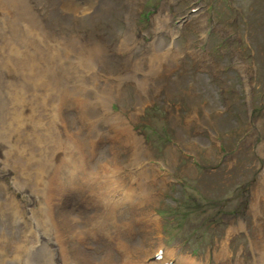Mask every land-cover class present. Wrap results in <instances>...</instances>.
<instances>
[{"label":"rangeland","instance_id":"374dc122","mask_svg":"<svg viewBox=\"0 0 264 264\" xmlns=\"http://www.w3.org/2000/svg\"><path fill=\"white\" fill-rule=\"evenodd\" d=\"M56 1L32 0L47 31L46 45L69 53L70 36L88 47L100 44L107 66L93 71L84 62H65L68 70H79L87 79L96 73L99 81L95 88L83 83L70 99L47 106L55 108V135L74 147L96 179L111 172V165L119 168L126 188L111 202L89 201L91 188L79 180L86 191L77 199L67 178L73 162L59 149L46 173L50 186L36 200L13 184L18 171L10 168L3 175L8 194L22 209L9 218L0 208V228L18 229L33 240L34 250L45 247L51 260L58 253L52 264H94L105 241L120 255L111 264L124 262L127 246L137 262L156 248L157 264H179L181 257L195 264H264V0H100L84 21L59 15ZM14 15L0 3V27L14 20L19 31H28V20ZM126 38L128 61L126 46H118ZM11 53L25 56L20 50ZM36 53L35 47L27 51L30 57ZM107 82L119 86L100 101L84 99ZM102 112L106 119L120 114L119 125L101 123ZM25 143L12 145L19 157L25 150L37 153ZM138 196L142 204L135 208ZM75 204L86 213L109 205L100 212V223L117 209L113 205L115 213L128 208L111 221L127 228L118 238L98 228L75 229L78 223L71 217L65 226L61 215L71 214ZM29 208L42 213L40 224ZM50 219L58 240L50 235ZM159 249L162 255L156 258Z\"/></svg>","mask_w":264,"mask_h":264},{"label":"bare ground","instance_id":"6f19581e","mask_svg":"<svg viewBox=\"0 0 264 264\" xmlns=\"http://www.w3.org/2000/svg\"><path fill=\"white\" fill-rule=\"evenodd\" d=\"M56 2L55 11L59 15H65L67 13L84 21L90 14L91 9L94 8L96 3L99 4L100 0H57ZM0 3L6 8H13L15 18L24 16L28 20L29 27L28 31L21 32L15 27L14 20L4 27H0V208L5 211L6 217L8 216L9 218L13 217L12 214L15 213L13 212L15 209L17 211L22 209L15 198L8 194L7 183L2 179L8 169L11 168L12 170L18 171L17 178H14L12 181L13 184H17L22 189H25L24 191L27 193L29 200H34V197L45 192L50 186L46 179V173L55 166L52 161V156L59 149L64 151V154L71 158L73 162L72 166L67 169V178L73 186L77 199H83L85 197V186H87L91 188L90 198H88L89 201L95 200L105 203L107 199L108 202H111L121 188H126L120 184L121 177H123L120 169H117V167L115 169V166L111 165V172L105 171L100 179H96L92 175V172L88 171L87 167L86 169L82 166L81 159H78L76 153H74V147L67 142H60L58 140L55 135L56 116L53 113V110H55L54 105H52L51 109H47L50 103H56L59 98L60 102L66 98L70 99V94H73L77 89L79 90L80 85L83 83L89 82L88 84L92 88L96 87L95 85L99 81L95 75L96 73H93L87 79L79 70H68L65 62L71 61L72 59L78 62H84L87 66L89 65L93 68L94 71V68H97L99 64H107V55L104 48L100 44H94L88 47L84 41H79L74 36H70L66 38L67 44L71 46L69 53L52 50L45 43L43 36L47 31L38 13L32 10L34 7L32 0H0ZM10 28L14 29L13 33L8 32ZM118 46H126L127 57L125 61H128L131 56L129 50L130 43L127 38L126 42L118 43ZM31 47L37 49L34 57H30L27 54L28 49ZM116 47L117 45L114 48L115 50ZM14 50H20L21 53L25 52L23 59L18 57L19 54L15 56L16 53H11ZM153 56L161 57L157 54H153ZM164 56L162 54L163 58H165ZM115 86L118 87L119 84L114 82L104 83L103 89L98 90V94L95 96L92 93L85 95L84 99L100 101L110 95L112 88ZM47 101H49V104ZM83 107L84 103L79 113ZM106 110L110 109L105 108ZM121 119L118 113H113L112 116L106 119L102 112L98 120L101 123L116 122L119 125V120ZM36 123L41 126L43 124L46 125L45 129H34L33 125ZM95 133L92 139L86 141L88 145L90 141L95 139ZM126 134L127 131L124 132V136ZM21 141H25V145L30 148L29 150H34L32 152L37 153H27L24 149L25 153H22V156L19 157L14 152L12 145L20 144ZM36 158V161L39 162L33 163L32 159ZM33 164L34 166H31ZM148 168L144 169L146 177H148ZM155 168L161 172L156 166ZM22 179L26 180V182H22ZM79 180L85 186H81ZM127 189L131 192L133 191L131 185ZM137 198L138 201H136L135 208L140 203L142 204L140 197L138 196ZM108 207L109 205L106 208L101 206L102 209H94L91 213H86L83 208H79L75 204L71 214L67 211L66 215H61V218L65 226L69 225V218L71 217L73 221L78 223L75 229L84 228V230L86 229L88 231L89 229L98 228V231H101V233L112 232L119 238L120 233H123L127 226L124 222L120 228H117L111 221L125 214L130 209H120L117 211V214L114 211L118 210V206L113 205L117 209L110 212L109 217L107 216L106 220L100 223L101 218H98V216L100 212L107 210ZM29 213L33 221H37L38 224L41 223V212L37 213L30 209ZM49 221L51 223L49 227L52 228L51 231L49 229L50 235L53 238L56 235L58 240L54 220L50 219ZM75 229H72L73 232H76ZM101 233L100 235H102ZM60 237L61 234H59ZM104 239L108 241V239ZM64 242L65 240H61V244L59 243L58 245L60 253L64 250L62 248L65 247ZM34 246L33 240L24 238L22 234L20 235L18 229L2 230L0 228V264H50V262L52 264V262L57 261L58 253H55L56 261L54 259L51 260L52 255L45 251V247L34 250ZM79 247L78 250L80 249L79 251H82ZM105 247L104 252L94 255V264H111L113 258L120 256L114 251L112 252L110 245L106 241ZM116 248L120 250V240L116 241ZM125 249L121 255L124 261L122 264H157L153 260V253L156 251V248L153 250V253H149L151 257H143L139 262L133 259L130 247L127 246ZM168 252L172 253L170 250ZM221 252L222 254H226L224 251ZM177 262L179 264H195L182 257ZM164 264H167V262H164Z\"/></svg>","mask_w":264,"mask_h":264}]
</instances>
